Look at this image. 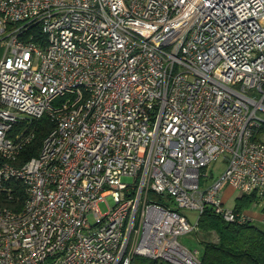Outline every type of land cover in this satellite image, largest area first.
I'll list each match as a JSON object with an SVG mask.
<instances>
[{
    "label": "built area",
    "instance_id": "1",
    "mask_svg": "<svg viewBox=\"0 0 264 264\" xmlns=\"http://www.w3.org/2000/svg\"><path fill=\"white\" fill-rule=\"evenodd\" d=\"M0 41V264H197L205 207L252 220L225 186L264 214V0H0Z\"/></svg>",
    "mask_w": 264,
    "mask_h": 264
},
{
    "label": "trees",
    "instance_id": "2",
    "mask_svg": "<svg viewBox=\"0 0 264 264\" xmlns=\"http://www.w3.org/2000/svg\"><path fill=\"white\" fill-rule=\"evenodd\" d=\"M54 123L47 114L33 119L29 129L33 131L32 140L26 144L17 156V164L24 162L38 153L44 136L53 128ZM264 135V124L255 133L259 138ZM214 173L201 169V183L213 178ZM151 201L166 204L159 194L151 193ZM26 197L23 183L16 179H8L0 190V205L14 211L21 209ZM255 194L236 196L233 207L242 211L253 205ZM197 240L201 245L197 264H264V225L250 219L245 221L225 220L216 214L211 207H205L198 218L196 230ZM155 259L134 256L130 264H160Z\"/></svg>",
    "mask_w": 264,
    "mask_h": 264
},
{
    "label": "rangeland",
    "instance_id": "3",
    "mask_svg": "<svg viewBox=\"0 0 264 264\" xmlns=\"http://www.w3.org/2000/svg\"><path fill=\"white\" fill-rule=\"evenodd\" d=\"M4 48H5L4 42H1L0 41V56L3 54ZM223 166H224L223 165V161H221L220 159H218V160L212 162L210 165H208L206 167V171L207 172H210L211 171L212 173H214L215 176H217V175H219L223 171V168H224ZM123 179L126 180L127 178L124 177ZM222 193H223V196H225V202H224V204L226 206L231 207L233 205V203H234L235 197L238 195V192L237 191H234V192H232L229 195V194H227L228 192H227V190L225 188ZM99 207H100V209L102 211H105L106 210V205H105L104 202H100L99 203ZM254 208H256L254 205H251L249 207V209H254ZM187 213L189 215H192V212H188L187 211ZM179 240H180V242L182 244H184L185 246H187L190 249H193V250L194 249H197L198 252L201 250V245H200V243L197 240V233L195 231H190L188 233H185V234L180 235L179 236Z\"/></svg>",
    "mask_w": 264,
    "mask_h": 264
},
{
    "label": "crops",
    "instance_id": "4",
    "mask_svg": "<svg viewBox=\"0 0 264 264\" xmlns=\"http://www.w3.org/2000/svg\"><path fill=\"white\" fill-rule=\"evenodd\" d=\"M225 188L228 192L227 194L229 195L235 191L231 186H228V185L225 186ZM223 198L225 200V196H223ZM244 212L248 213L252 217V221L264 225V214H262L257 208H254V209L247 208V209H244Z\"/></svg>",
    "mask_w": 264,
    "mask_h": 264
}]
</instances>
